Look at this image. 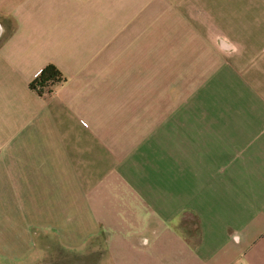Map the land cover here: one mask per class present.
<instances>
[{"label": "crops", "instance_id": "crops-1", "mask_svg": "<svg viewBox=\"0 0 264 264\" xmlns=\"http://www.w3.org/2000/svg\"><path fill=\"white\" fill-rule=\"evenodd\" d=\"M87 253L264 264V0H0V264Z\"/></svg>", "mask_w": 264, "mask_h": 264}, {"label": "trees", "instance_id": "trees-1", "mask_svg": "<svg viewBox=\"0 0 264 264\" xmlns=\"http://www.w3.org/2000/svg\"><path fill=\"white\" fill-rule=\"evenodd\" d=\"M62 80L63 76L57 67L48 64L41 69L36 78L30 83V87L39 94L50 93L53 86Z\"/></svg>", "mask_w": 264, "mask_h": 264}, {"label": "rangeland", "instance_id": "rangeland-1", "mask_svg": "<svg viewBox=\"0 0 264 264\" xmlns=\"http://www.w3.org/2000/svg\"><path fill=\"white\" fill-rule=\"evenodd\" d=\"M123 20V19H122ZM182 226H185L184 221L181 222ZM98 244H100V240L97 242ZM58 255H56V257H65L66 259H71L75 257V254H71V253H64L63 251H60L57 249ZM53 257V255H51ZM93 261V257L90 254H85L82 256H77L75 259H73V261H71L73 264H91ZM58 262L60 263V261L58 260L56 263L58 264ZM32 264H37V263H32Z\"/></svg>", "mask_w": 264, "mask_h": 264}, {"label": "clouds", "instance_id": "clouds-1", "mask_svg": "<svg viewBox=\"0 0 264 264\" xmlns=\"http://www.w3.org/2000/svg\"><path fill=\"white\" fill-rule=\"evenodd\" d=\"M240 239H241V237H240V235H238V234L233 236V240H234L235 243H237V244L240 243Z\"/></svg>", "mask_w": 264, "mask_h": 264}]
</instances>
